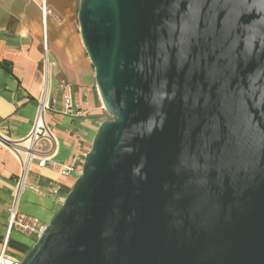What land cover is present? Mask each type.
I'll list each match as a JSON object with an SVG mask.
<instances>
[{
    "label": "water",
    "instance_id": "1",
    "mask_svg": "<svg viewBox=\"0 0 264 264\" xmlns=\"http://www.w3.org/2000/svg\"><path fill=\"white\" fill-rule=\"evenodd\" d=\"M109 114L21 264H264V0H80Z\"/></svg>",
    "mask_w": 264,
    "mask_h": 264
},
{
    "label": "crops",
    "instance_id": "2",
    "mask_svg": "<svg viewBox=\"0 0 264 264\" xmlns=\"http://www.w3.org/2000/svg\"><path fill=\"white\" fill-rule=\"evenodd\" d=\"M79 2L0 0V254L7 244L6 255L24 258L41 235L13 231L8 236L23 170L22 159L7 142L24 141L31 132L46 82V53L50 109L45 120L56 150L45 167L30 164L18 197L21 212L47 227L81 173L98 128L109 118L81 37ZM67 96L71 113L65 108ZM66 166L77 172L62 175Z\"/></svg>",
    "mask_w": 264,
    "mask_h": 264
},
{
    "label": "built area",
    "instance_id": "3",
    "mask_svg": "<svg viewBox=\"0 0 264 264\" xmlns=\"http://www.w3.org/2000/svg\"><path fill=\"white\" fill-rule=\"evenodd\" d=\"M45 51L47 47L45 46ZM46 82L43 93L39 98L38 110L34 119L31 132L28 138L21 142H7L8 146L22 159V170L23 176L21 178V187L25 174L29 171L30 164L33 161H37L39 167L43 168L46 166L49 159L55 154L56 141L48 129L45 120V114L50 109V101L47 95V84H48V59L46 53ZM66 112H72L73 105L71 98L66 97L65 104ZM49 146V149L45 150V147ZM77 172V167L66 166L61 168L60 173L64 176H69ZM16 194L15 203L10 209V217L7 227L8 236L13 232L17 231L27 235L42 234L45 230V226L39 218L31 216L21 212L18 209V197L21 190ZM6 246L3 253L0 254V264H21L20 258L11 257L5 254Z\"/></svg>",
    "mask_w": 264,
    "mask_h": 264
},
{
    "label": "rangeland",
    "instance_id": "4",
    "mask_svg": "<svg viewBox=\"0 0 264 264\" xmlns=\"http://www.w3.org/2000/svg\"><path fill=\"white\" fill-rule=\"evenodd\" d=\"M105 112V115L107 116V117H109V114L106 112V111H104ZM21 258V260L23 259V257H20Z\"/></svg>",
    "mask_w": 264,
    "mask_h": 264
}]
</instances>
